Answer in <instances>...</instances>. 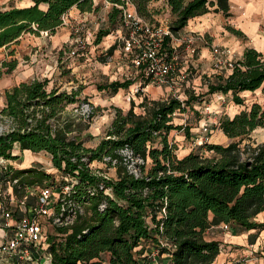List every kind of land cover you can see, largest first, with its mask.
Masks as SVG:
<instances>
[{
  "label": "trees",
  "instance_id": "16d2710c",
  "mask_svg": "<svg viewBox=\"0 0 264 264\" xmlns=\"http://www.w3.org/2000/svg\"><path fill=\"white\" fill-rule=\"evenodd\" d=\"M132 1L140 15L151 13L150 0ZM165 2L173 33L210 6L229 14V0ZM73 5L80 11L98 8L93 0H31L26 7L0 4V47L17 41L25 32L39 34L47 30L54 34L62 24V15ZM108 21V27L98 29L96 42L119 28V7L112 5ZM229 29L240 34L233 27ZM169 39L167 36L166 42ZM115 48L113 43L106 52L112 54ZM15 62L9 63L11 68ZM207 79V90L202 95L230 93L234 103L243 104L241 93L264 83V53L245 47L229 73L215 72ZM49 80L33 77L4 90L0 157L19 158L13 153L15 145L20 151H45L52 166L63 178L70 179L68 201L83 205V211L70 225L55 226L49 235L50 264H103V254L108 256L109 264H150L147 243L159 247L160 254L167 252L169 264H210L220 245L217 240L205 238L208 227L220 223L230 224L235 231L264 227V222L255 220L256 214L264 210V142L245 141L254 128L264 126V108L259 102L253 101L232 116L220 117L218 127L232 140L226 144L205 142L203 146L214 152L210 156L195 150L179 156L177 143L169 139L172 129L189 136L187 124L173 122L174 112L193 108L199 95L182 100L167 96L153 99L150 105L143 98L140 105L144 113L134 111L133 101L126 111L116 107L105 135L91 147L84 144L90 114L67 109L80 100L83 85L61 90L57 84L49 86ZM132 82L111 80L97 86L115 93ZM123 148L129 150L130 159L141 161L137 174L128 169L124 160L129 158L120 152ZM105 156L108 163L113 162L115 176L89 165ZM53 176L37 166L0 165V184L17 179L8 199L21 198L27 186H52Z\"/></svg>",
  "mask_w": 264,
  "mask_h": 264
},
{
  "label": "rangeland",
  "instance_id": "374dc122",
  "mask_svg": "<svg viewBox=\"0 0 264 264\" xmlns=\"http://www.w3.org/2000/svg\"><path fill=\"white\" fill-rule=\"evenodd\" d=\"M17 1L20 2L21 0H8L7 2L13 4ZM2 5L5 6V4ZM111 7L112 4L102 1L96 9L97 11L94 10L85 15L79 13L70 15L66 20L67 23L61 24L53 37L48 31L45 33L44 30H41L39 34L25 32L18 37L17 41L8 46L0 47V107L4 104V90L21 80L47 77L50 79L49 86L57 84L61 90L66 89L68 91L83 85L79 94L80 100L69 104L67 109L73 113L81 111L85 116L90 114L91 122L86 129L88 134L84 144L92 147L105 135L106 129L110 126L116 113V107H121L123 111H126L133 101L134 111L144 113V106L140 105L143 98L150 105L153 99H161L171 95L163 86H161L162 89L159 85L150 84L146 89H142L137 85V79L133 78L134 74H128L129 71L134 73V69L131 66L128 68V55L122 51L121 42L118 40L115 30L102 36L101 40L96 42L98 29L109 26L108 12ZM149 7H151V13L146 18L158 22V25L164 28L167 21L169 22L170 16L164 14L165 11L162 9L160 1ZM76 39H81L82 44L76 45ZM205 40L207 41L206 45L211 44L206 37ZM113 43L116 44V48L112 54H108L106 50ZM208 46L211 47V45ZM71 49L75 50L74 54L69 53ZM178 52L180 53V62L183 63L187 73L186 78L179 82V96L181 99L190 95L199 96L193 102V108L187 106L185 111H176L173 117L174 123L187 124L190 131L189 136L186 137L182 131L172 129L169 133V139L177 143L176 152L179 156L190 150L210 156L214 152L203 146L205 142L226 144L232 140L223 131L217 129L220 117L225 114L230 116L234 112L249 107L258 96L264 97V83L255 92L242 94L245 97L243 104L234 103L230 98V93L223 95L220 92H214L202 95L207 90L208 75L212 76V72L220 68L216 67L212 61L207 62L205 60L199 63L196 55L191 56L186 53L185 57L182 56L184 53L180 48ZM236 55L234 51V59ZM14 59L16 62L11 68L9 63ZM126 79H131L133 82L128 87H120L115 93L108 89L100 90L97 86L111 80L124 81ZM157 89H159L158 92ZM204 123L207 124V129L203 128ZM4 127L5 125L0 120V131ZM257 135L258 137L261 136L259 133ZM256 138L250 136L245 141L256 144ZM18 149V146L15 145L14 150L20 153L19 158L12 162L13 167H23V163L41 167L45 171L53 173L52 186L57 189L70 180L68 177L63 178L52 166L50 155L45 151L25 154ZM120 152L129 158L130 152L127 148L120 149ZM108 160L109 158L105 156L102 160H92L89 165L101 169L108 176H115L116 170L113 162L108 163ZM124 161H126L130 171L135 174L138 173V163L141 162L139 159L129 158V160ZM12 185L13 182L4 181L0 184V188L6 194L11 192ZM8 196L6 194L7 201H9ZM53 229V225L49 224L48 230L53 231ZM146 246L148 249L157 247L150 243H147ZM103 258V264H109L106 254H103ZM0 264L8 263L1 261Z\"/></svg>",
  "mask_w": 264,
  "mask_h": 264
},
{
  "label": "built area",
  "instance_id": "2783aa9c",
  "mask_svg": "<svg viewBox=\"0 0 264 264\" xmlns=\"http://www.w3.org/2000/svg\"><path fill=\"white\" fill-rule=\"evenodd\" d=\"M121 9V22L116 33L121 42V49L128 55V68L131 66L137 85L146 89L150 84L163 86L167 92L176 98L179 96V82L186 78V69L180 62L179 48L191 55L198 54L197 41H205V34L199 31L186 30L183 33H173L168 25L163 28L158 22L140 15L132 0L115 2L105 0ZM69 15H62V24L67 23ZM156 24V25H155ZM47 33V30H44ZM170 36L168 42L166 37ZM167 43V44H165ZM82 40L76 39V45ZM233 50L221 44H211V61L218 68H232L235 59ZM74 54L75 50H69ZM186 61V60H185ZM179 85V86H178ZM182 100V99H181ZM175 114V112H174ZM207 129V124H203ZM7 164V159L0 157V165ZM67 178V177H66ZM17 179L12 182L15 183ZM109 192V189H105ZM70 192L68 183L59 189L52 186L35 185L29 187L21 198L6 200L4 190L0 188V227L4 231L0 241V262L8 264H50L52 255L48 250V225H70L78 213L83 211V205L68 201ZM27 194L35 195L33 203L27 202ZM14 199V200H13ZM13 200V206L10 202ZM164 242H162L163 244ZM150 248L147 257L156 259L159 247Z\"/></svg>",
  "mask_w": 264,
  "mask_h": 264
},
{
  "label": "crops",
  "instance_id": "0c3cea01",
  "mask_svg": "<svg viewBox=\"0 0 264 264\" xmlns=\"http://www.w3.org/2000/svg\"><path fill=\"white\" fill-rule=\"evenodd\" d=\"M7 1L8 0H1L0 2L1 4H5V6H18L20 4L28 5L31 3V0H21L20 2L17 1L13 4ZM102 1L105 0H93V4H98L99 7ZM158 1H160L162 9L165 11L164 14L170 16L169 7L165 0H150L148 6H153V4ZM149 8L151 9V7ZM93 11H80L75 5H73L65 13L66 15L72 16L76 13L85 15L86 13H92ZM228 13V15H225L221 11H215L214 6H210V9L207 12L190 18L179 33H183L186 30L204 32L205 37L209 39L211 44L217 43L225 45L235 51L237 54L235 59L241 57L245 47H254L257 50L264 47V3H262L261 0H229ZM157 20L160 21L158 18ZM229 27L237 29L240 34H236L230 30ZM55 33H57V31ZM51 36L53 37L54 35L51 34ZM206 43V40L196 42V45L198 46V54H196V56L199 63H202V61L205 60L211 62L210 47L208 46L211 44L206 45ZM180 49L184 53L182 56L185 57L186 53L189 55L184 48L180 47ZM220 71L227 74L231 69H216L212 74ZM258 88L255 90H245L241 94L255 92ZM158 91L159 89H157V92ZM221 94L228 95L229 93ZM255 101L259 102L264 107L263 96H258ZM217 129L222 131L219 127H217ZM258 133L261 134L260 137H258ZM250 136L254 139L257 136L258 139L256 138V143L264 142V126H257L254 128L250 133ZM23 152H25V154H31L33 151L30 149H24ZM13 153L19 154L20 152L14 150ZM13 161H16V159H8V163L10 164H12ZM23 164V167L30 165V163ZM29 187L33 186H28V188ZM28 188L26 189V192L28 191ZM28 195L29 200L27 199V202L33 203L36 200L35 195ZM13 200L10 202L12 207H14L12 205L14 202ZM255 220L258 222H264V210L256 214ZM5 230L7 233H10V230L0 227V241L2 240ZM204 236L207 239L217 240L220 245L219 253L210 264H264V227H253L247 230L235 231L230 224L220 223L208 227L204 232ZM169 259L170 255L165 252L157 255L156 259L150 260V264H169Z\"/></svg>",
  "mask_w": 264,
  "mask_h": 264
},
{
  "label": "clouds",
  "instance_id": "9594fccd",
  "mask_svg": "<svg viewBox=\"0 0 264 264\" xmlns=\"http://www.w3.org/2000/svg\"><path fill=\"white\" fill-rule=\"evenodd\" d=\"M261 2L264 3V0H261ZM18 6H19V7H26L27 4H20V5H18ZM258 51L264 52V47L259 48Z\"/></svg>",
  "mask_w": 264,
  "mask_h": 264
}]
</instances>
